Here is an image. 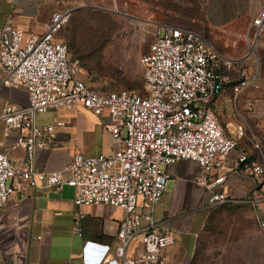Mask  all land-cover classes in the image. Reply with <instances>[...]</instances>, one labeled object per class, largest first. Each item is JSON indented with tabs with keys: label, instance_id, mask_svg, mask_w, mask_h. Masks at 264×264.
Listing matches in <instances>:
<instances>
[{
	"label": "built area",
	"instance_id": "1",
	"mask_svg": "<svg viewBox=\"0 0 264 264\" xmlns=\"http://www.w3.org/2000/svg\"><path fill=\"white\" fill-rule=\"evenodd\" d=\"M73 11L55 10L39 36L12 21L0 26L2 83L29 94L27 105L6 103L0 113L6 137L14 135L9 143L0 140V212L13 193L71 186L79 207L106 204L123 210L116 245L103 244L105 253L113 250L116 263L163 264L162 252L176 237L159 223L155 212L167 189L171 164L182 159L198 162L202 173L197 181L209 191L211 206L257 201L236 197L221 173L245 137V125L237 124L229 134L212 107L229 85L239 103L254 76L236 69L235 60L202 33L186 25H156L149 50L140 58L144 94L132 89L100 91L79 76L78 63L71 61L60 37ZM251 29L257 37L264 33V6L252 17ZM251 105L247 102V108ZM82 107L108 115L113 150L96 156L76 152L60 169L39 168L37 152L51 147L65 122L40 124L37 115ZM7 145L25 152L22 164L9 156ZM249 158L241 155L236 170L258 185L264 180V160ZM81 214L75 213L77 220ZM261 227L264 232V217ZM75 231L81 234V227ZM102 258L93 264H103Z\"/></svg>",
	"mask_w": 264,
	"mask_h": 264
},
{
	"label": "crops",
	"instance_id": "2",
	"mask_svg": "<svg viewBox=\"0 0 264 264\" xmlns=\"http://www.w3.org/2000/svg\"><path fill=\"white\" fill-rule=\"evenodd\" d=\"M81 1L0 0V26L12 21L28 34L39 36L45 32L46 24L55 10L75 9L76 5L71 4H84L79 3ZM167 1L181 11L197 5L201 16L210 26L227 32L224 34L227 53L222 52L235 60L236 69L245 70L241 64L249 65L244 52L249 32L254 31L251 20L264 6V0ZM175 18H178L177 12L169 16H153L150 20L155 26L178 25L171 22ZM4 75L0 69V113L6 103L18 106L29 103L28 91L4 85ZM231 92L233 89L229 85L212 106L215 111L234 106L236 115L241 119L238 124L245 125L246 135L226 159L221 173L227 176L226 187L236 197H251L257 201L253 205L211 206L208 202L209 191L197 181L202 173L198 162L182 159L171 164L168 167L170 178L167 189L155 212L159 223L173 230L176 237L175 243L162 252L163 264H264V232L261 227L264 180L256 185L239 176L236 170L241 155L257 158V162L264 160V155L257 144L250 146L248 142L251 139L246 124L252 109L247 108L241 100L236 103L233 99L232 102L229 99ZM56 119L63 120L65 124L58 127L57 138L51 147L37 152L39 168L60 169L76 152L96 156L113 150L108 129L110 119L106 113L97 115L82 107L37 115L40 124ZM236 125L232 130L228 128L229 134L235 132ZM13 136L6 137L4 127L0 126V140L9 143ZM6 150L17 164L24 162L26 156L23 150H12L8 145ZM74 198L75 189L67 185L61 189L27 188L24 194L13 193L0 212L2 264H93L101 255L103 264H118L113 260V250L105 253L103 244L116 245V232L123 210L106 204L79 207ZM78 210L82 214L77 220L75 213ZM77 225L81 227V234L75 231Z\"/></svg>",
	"mask_w": 264,
	"mask_h": 264
},
{
	"label": "rangeland",
	"instance_id": "3",
	"mask_svg": "<svg viewBox=\"0 0 264 264\" xmlns=\"http://www.w3.org/2000/svg\"><path fill=\"white\" fill-rule=\"evenodd\" d=\"M79 3L84 4H71L76 8L60 37L70 48L71 61L78 63L79 76L95 88L132 89L144 94V68L140 58L148 51L153 38L155 25L150 20L153 16L177 12L178 18L172 23L190 26L227 53L224 48L227 32L210 26L197 5L181 11L167 0H82ZM244 54L249 65L242 63L241 66L255 80L240 98L245 106L252 102L249 108L252 115L246 124L251 139L248 142L250 146L257 144L264 155V33L257 37L254 31L249 32ZM234 97L231 92L232 102ZM216 113L227 131L241 121L234 106L219 108Z\"/></svg>",
	"mask_w": 264,
	"mask_h": 264
},
{
	"label": "trees",
	"instance_id": "4",
	"mask_svg": "<svg viewBox=\"0 0 264 264\" xmlns=\"http://www.w3.org/2000/svg\"><path fill=\"white\" fill-rule=\"evenodd\" d=\"M74 12V11H73ZM73 14V13H72ZM179 25V24H178ZM184 25H186V24H184ZM186 26H188V25H186ZM188 27H190V26H188ZM191 28V27H190ZM193 29V28H192ZM193 30H195V29H193ZM68 45V44H67ZM68 48H69V46H68ZM69 52H70V48H69ZM213 107V106H212ZM214 108V107H213ZM248 161H253V162H255V161H257V158H249L248 159Z\"/></svg>",
	"mask_w": 264,
	"mask_h": 264
}]
</instances>
